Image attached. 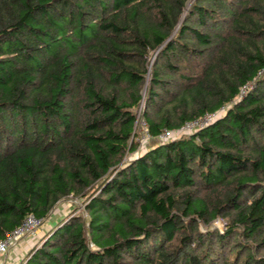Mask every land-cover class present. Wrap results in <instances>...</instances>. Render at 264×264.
<instances>
[{
  "label": "trees",
  "instance_id": "trees-1",
  "mask_svg": "<svg viewBox=\"0 0 264 264\" xmlns=\"http://www.w3.org/2000/svg\"><path fill=\"white\" fill-rule=\"evenodd\" d=\"M27 215L19 264H264V0H0V240Z\"/></svg>",
  "mask_w": 264,
  "mask_h": 264
},
{
  "label": "built area",
  "instance_id": "built-area-1",
  "mask_svg": "<svg viewBox=\"0 0 264 264\" xmlns=\"http://www.w3.org/2000/svg\"><path fill=\"white\" fill-rule=\"evenodd\" d=\"M252 88L253 84L248 83L240 90L238 98H241ZM225 108L226 107H222L217 113H208L199 118L187 121L178 130L172 131L165 129L159 135L158 139L161 142L166 143L172 139L181 138L182 136H190L211 124L217 118L218 114L223 112ZM141 125L143 126L141 140L145 141L148 139V133L145 124L142 122ZM43 224L44 221L36 218L34 215H27L17 227L6 233L4 238L0 240V264L5 263V258L11 249L15 248L18 243H20L26 237L33 235L36 230L42 227Z\"/></svg>",
  "mask_w": 264,
  "mask_h": 264
},
{
  "label": "rangeland",
  "instance_id": "rangeland-1",
  "mask_svg": "<svg viewBox=\"0 0 264 264\" xmlns=\"http://www.w3.org/2000/svg\"><path fill=\"white\" fill-rule=\"evenodd\" d=\"M141 109L137 111V119H138V127L141 129L140 130V133H143V126L141 125L142 123V119L140 118L141 117ZM138 132H139V129H138ZM147 141V140H145ZM144 140L142 141V144L140 146V149L139 151L137 152H134V153H127L125 154L124 158H123V162L124 163H127L129 161H131L133 159V157L138 154L139 152L141 151H145V146H147V143L145 142ZM77 208V212L74 213V208ZM54 212V215L56 216V218L58 220H60V218H65L67 216H70V215H74V214H79V213H82L83 212V201L79 200V199H76V198H68L66 201H63V202H60L59 205L56 206V208L53 210ZM43 226V225H42ZM211 227L213 229H217L219 230L220 232L223 231L224 229V222L220 219V218H216L212 224H211ZM51 226L50 224H48L47 222L44 223V226H43V232L45 231V229H50ZM37 231V230H36ZM200 231L204 232L205 229L203 227H200ZM41 233L38 232V235L40 236ZM38 236V237H39ZM27 238V237H26ZM25 238V239H26ZM23 246V245H22ZM35 246V245H34ZM32 246L30 249H25V251H17L15 252V254H17L16 256L20 259V262L23 260V258L28 254V252L34 247ZM92 249H95L94 247L91 246ZM14 249V248H13ZM13 249H11L9 251V253H11V251H13ZM26 253V254H25ZM11 256H14L13 254H11ZM5 264V263H4Z\"/></svg>",
  "mask_w": 264,
  "mask_h": 264
},
{
  "label": "crops",
  "instance_id": "crops-1",
  "mask_svg": "<svg viewBox=\"0 0 264 264\" xmlns=\"http://www.w3.org/2000/svg\"><path fill=\"white\" fill-rule=\"evenodd\" d=\"M43 226H44V224H43ZM43 226L40 229H38L33 235L28 236L26 239H23L20 243H18V245L13 249V251H11V253H9L6 256L5 264H19L20 259L16 256L17 254H15V252H17L19 250L25 251V249H28V248L30 249L32 246L36 245L47 231L46 229L44 232L42 231ZM38 232L41 233L40 236L38 235ZM11 254H13L14 256H11Z\"/></svg>",
  "mask_w": 264,
  "mask_h": 264
}]
</instances>
